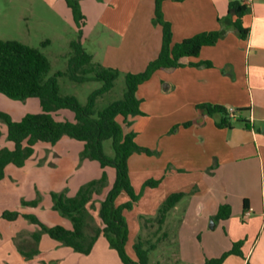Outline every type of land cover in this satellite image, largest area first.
<instances>
[{"label": "crops", "instance_id": "crops-1", "mask_svg": "<svg viewBox=\"0 0 264 264\" xmlns=\"http://www.w3.org/2000/svg\"><path fill=\"white\" fill-rule=\"evenodd\" d=\"M231 1L245 4L244 0L164 2L162 11L172 24L174 42L213 30H221L223 36L216 45L203 47L197 57L185 59L186 63L211 62V67L187 65L159 70L140 85L138 97L142 100L144 115L129 118L127 131H132L137 117L142 118L143 125L134 131L136 141L143 134L160 137L164 163L159 166L160 170L169 164L173 173L194 171L189 186L181 185L172 191L193 190L192 202L182 206L180 200L158 230L151 234L145 232L140 238L157 243L151 252L165 246L161 250L166 255L161 254L155 263L205 264L229 252L235 242L242 241V255L232 254L223 264H264V0L245 4L249 10L242 23L250 30L246 39L240 38L231 24L228 14ZM154 8L155 0H85L83 9L87 23L82 28L83 47L95 62L105 67L123 74L144 71L158 57L162 46V28L154 20ZM28 100L23 102L28 103ZM199 104L234 108L233 127L219 128L217 122L221 117L200 114L196 109ZM19 106L0 97V111L17 110ZM62 112L60 117L70 120L71 115ZM25 114L27 112L10 115L20 120ZM187 122L192 124L183 127ZM176 125L180 127L170 133ZM0 133V149L11 147L6 138V124L1 119ZM52 146L56 165L75 172L83 143L64 137ZM66 152L72 155L71 161L63 158ZM138 161L135 154L128 159L129 171ZM97 164L94 160H85L84 168L77 172L71 185L65 182L71 174L43 177L48 185L46 191L60 192L70 187L68 193H76L83 184L101 177L104 170ZM32 166L36 169V162ZM106 170L109 172V168ZM17 175L9 166L6 177L0 180V228L8 227L0 229V243L4 240L17 243L23 230L32 237L38 229L33 224L28 225L29 221L22 216L15 221L2 218L5 210L33 214L35 209L24 207L21 201H29L26 191L38 190L39 181L32 177L33 181L24 187ZM50 199L47 209L53 210ZM221 205H229L231 215L217 220ZM248 210L251 214L245 217ZM179 215L181 229L172 236L170 217L179 218ZM183 225L189 226L190 235L183 231ZM39 250L40 254L30 260L14 251L16 263L122 264L105 237H99L92 252L85 255L43 233Z\"/></svg>", "mask_w": 264, "mask_h": 264}, {"label": "trees", "instance_id": "trees-1", "mask_svg": "<svg viewBox=\"0 0 264 264\" xmlns=\"http://www.w3.org/2000/svg\"><path fill=\"white\" fill-rule=\"evenodd\" d=\"M166 1L168 0H155L154 20L162 28V46L158 57L151 61L144 71L125 74L126 90L123 98L111 103L103 110L96 109L97 99L114 87L120 72L95 62L92 54L83 47L81 34L86 24V17L77 0H65L80 30V38L70 42L71 53L66 71L56 72L49 77L51 64L39 48L17 41L0 39V94L11 100L22 102L37 98L41 109L37 114H25L20 120H14L10 114L0 111V119L6 124L7 141L12 145L0 149V180L6 177L9 166L23 168L34 156L38 143L55 145L64 137L83 143L81 160L97 161L104 170L100 178L82 185L74 197L51 193L53 210L71 220V229L63 225L46 226L34 214H23L17 210H5L2 213V218L7 221H15L22 216L38 227V230L32 234L34 241L32 248L29 252L22 251L28 259L38 254V245L43 233L49 234L73 251L85 255L92 252L98 238L103 235L110 247L118 253L122 264H151L149 255L157 247L155 242L139 239L134 246L135 257L132 258L128 254L126 244L129 230L124 211L131 209L133 203L139 199L130 182L128 159L135 153L151 155L152 152L139 145L136 141V133L127 131L125 127L129 126L130 117L144 115L141 109L142 100L138 97L140 85L149 81L159 70L176 69L187 65L211 67V62L186 63L185 59L197 57L203 47L216 45L223 36L221 30H213L200 32L180 42H174L172 24L165 19L162 11ZM172 1L182 2L183 0ZM248 10L241 1H231L228 6L231 24L242 39H246L250 31L242 23V18ZM62 76H68L77 83L99 81L103 85L89 96L85 105H82L75 96L60 93L58 78ZM196 109L205 116H220L221 119L217 122L219 128L233 127L232 118L228 115L227 108L223 106L199 104ZM65 110L74 113V121L60 119V112ZM191 124L192 122H187L182 126L188 127ZM179 127L180 125H176L170 133H174ZM108 140L112 142L113 157L108 156L104 151V142ZM106 168H112L115 171V181L111 186L108 184ZM158 183L160 181H149L147 185L156 187ZM108 186L100 206L102 225L89 233L90 214L87 206ZM122 192L128 195L129 200L117 206L115 202ZM182 197L180 193L172 194L162 204L160 225L164 223L168 212L180 202ZM40 202L41 200L38 199L21 201L24 207L32 208H37ZM230 215V206L221 205L216 219H227ZM242 245V241L235 242L229 252L219 258L209 259L205 264H223L232 254L242 255Z\"/></svg>", "mask_w": 264, "mask_h": 264}, {"label": "rangeland", "instance_id": "rangeland-1", "mask_svg": "<svg viewBox=\"0 0 264 264\" xmlns=\"http://www.w3.org/2000/svg\"><path fill=\"white\" fill-rule=\"evenodd\" d=\"M77 1L80 4L82 13L86 17L83 9L85 0ZM79 38L80 30L74 22L72 11L67 6L65 0H0V39L4 41H17L34 48H39L48 57L51 64L49 77L53 76L56 72L66 71L68 69L71 53L70 42L72 40H78ZM102 85L103 83L99 81L77 83L72 81L68 76L58 78L60 93L62 95L75 96L82 105H85L88 102L89 96L95 90L101 88ZM125 90V74L120 72V76L115 81L114 87L97 99L96 109L103 110L111 103L121 100ZM0 97L8 101L11 105H20L19 107L21 108H18L17 110L5 111L9 114H14L13 117L15 115L17 116L19 113L23 114L25 112L37 114L41 110L40 101L37 98L29 99V102L27 103L11 100L3 94H0ZM35 103H37V107L35 106ZM62 113L71 115L70 121H74L73 112L65 110ZM60 119H62V117H60ZM141 119L142 118L137 117V120L134 121L131 127L133 132L138 130L139 126L143 125ZM125 129L127 130V127H125ZM160 140L161 139L158 136L152 138L148 135H140L139 139H137L138 144L148 148L152 154L147 155L144 153H135V159L139 160V163H137L135 167L132 166L131 171H129L132 188L135 194L139 197V199L133 203L131 209L124 211L129 230L126 249L132 258L135 257L134 246L140 238H143V234H151L161 227L159 223L160 208L166 199L172 194L180 193L183 195L180 203L182 206H185L192 202V196H194L192 194L193 190L191 189L172 193L173 190H176L181 185L189 186L194 178V171L190 170L187 172L173 173L171 172L172 166L169 164L166 166V169L163 168L160 170L159 166L164 165L161 161L162 151L160 148ZM53 148L54 146L52 145L38 143L34 156L26 162L25 167L16 168L12 165L10 167L16 171V174L20 177V182L24 187L31 183L32 177H34L33 180L39 181L38 184H40V186H38V190L26 191V196H28L27 199H29V201L37 199L41 200V203L39 204V206L41 205L40 209L37 207L32 210L33 214L46 226H52V223L59 225L61 223L65 228L71 229V220L67 217H63L55 210L47 209V204L51 203L50 194L53 192L63 194L65 197H74L78 191L70 195L68 193L70 187H68V189L60 192H47L48 185L46 179H43V177L51 174H56L57 176L63 173H66L67 175L71 174L65 179V182H67L66 184L71 185L75 176L78 174L77 172L84 168L85 160H81L79 155L78 165L74 169L75 172L72 169L69 171L67 168H64L63 170L61 165H56V153ZM104 151L108 156H114V150L110 140L104 142ZM71 156L70 152L63 154V158L65 157L66 162L71 161ZM34 162H36V169L34 168L35 166H32ZM94 163L98 165L97 162L94 161ZM106 172L109 174L108 183L112 185L115 181V171L114 169L109 168V172L107 170ZM37 173L38 175H35ZM149 181H160V183L155 187L150 184L147 185V182ZM108 188L109 186L105 188L100 195H96L87 206L90 214L88 219L89 233H91L92 229L102 225L100 219V206ZM128 200V195L122 192L117 198L115 204L119 206ZM182 215L183 213L181 216ZM181 216L179 218L174 216L170 217L172 222L169 232L170 235L173 236L174 233L176 234L177 231H180V225H182L180 224ZM31 224L32 223L29 222L28 225ZM187 224H190V220ZM3 228L6 229L8 227L2 226L0 229ZM190 230L189 226L184 227L183 225V231L187 235H190ZM47 235L49 239L52 238L49 234ZM100 237L104 236L101 235ZM31 241V233L25 230L18 235L17 243L5 240L1 241L0 264H17L16 259L14 258V251H18V253L22 255V251L29 252L34 243V241ZM164 247L160 248V250L151 252L150 263H155L161 254L166 255L165 251H162ZM39 254L40 250L37 255ZM23 256L26 260H30L25 255ZM118 261L121 263L119 257ZM44 262V264H48L46 261ZM62 264H64V262Z\"/></svg>", "mask_w": 264, "mask_h": 264}, {"label": "built area", "instance_id": "built-area-1", "mask_svg": "<svg viewBox=\"0 0 264 264\" xmlns=\"http://www.w3.org/2000/svg\"><path fill=\"white\" fill-rule=\"evenodd\" d=\"M252 2V0H244V3L247 5V4H249V3H251ZM227 112H228V115L231 117V118H235V113H236V110L234 109V108H232V107H229V108H227ZM251 214V211L250 210H248V211H246L245 212V217H248L249 215Z\"/></svg>", "mask_w": 264, "mask_h": 264}]
</instances>
